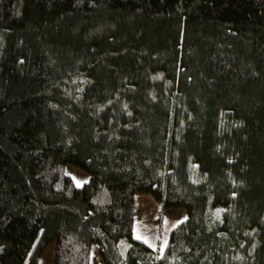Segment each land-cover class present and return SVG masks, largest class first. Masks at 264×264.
Masks as SVG:
<instances>
[{"label":"trees","instance_id":"obj_1","mask_svg":"<svg viewBox=\"0 0 264 264\" xmlns=\"http://www.w3.org/2000/svg\"><path fill=\"white\" fill-rule=\"evenodd\" d=\"M138 192L187 211L163 251ZM95 243L264 264V0H0V264H92Z\"/></svg>","mask_w":264,"mask_h":264},{"label":"rangeland","instance_id":"obj_2","mask_svg":"<svg viewBox=\"0 0 264 264\" xmlns=\"http://www.w3.org/2000/svg\"><path fill=\"white\" fill-rule=\"evenodd\" d=\"M77 166L70 165L68 170L78 184H81L88 175L79 171ZM187 215L183 207L164 209L149 192L136 194V235L149 241L151 244L164 250L168 242L170 230ZM97 244L92 247V264H104L98 252ZM53 248L48 247L40 256L39 264H52ZM28 264V260L24 262Z\"/></svg>","mask_w":264,"mask_h":264},{"label":"snow or ice","instance_id":"obj_3","mask_svg":"<svg viewBox=\"0 0 264 264\" xmlns=\"http://www.w3.org/2000/svg\"><path fill=\"white\" fill-rule=\"evenodd\" d=\"M137 238H139V237H137Z\"/></svg>","mask_w":264,"mask_h":264}]
</instances>
